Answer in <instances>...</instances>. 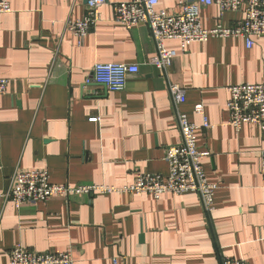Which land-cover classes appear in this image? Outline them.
Listing matches in <instances>:
<instances>
[{"label":"crops","instance_id":"crops-1","mask_svg":"<svg viewBox=\"0 0 264 264\" xmlns=\"http://www.w3.org/2000/svg\"><path fill=\"white\" fill-rule=\"evenodd\" d=\"M106 0L81 40L66 28L83 17L84 0H9L0 15V264L20 245L70 252L73 264H219L223 257L264 264V182L259 175L264 128L227 124L228 88L264 81V36L165 46L176 56L162 73L146 24L126 28ZM182 0H158L177 14ZM243 12L200 9L201 25L230 26ZM136 64L120 92L85 79L95 63ZM169 83L184 88L179 110L198 128L201 165L215 183L211 211L193 192L181 195L113 191L52 197L16 207L4 198L17 168L46 169L54 184H132L138 173L168 174L165 159L180 142ZM201 103L203 116L193 109ZM96 116L91 122L88 118Z\"/></svg>","mask_w":264,"mask_h":264},{"label":"built area","instance_id":"built-area-1","mask_svg":"<svg viewBox=\"0 0 264 264\" xmlns=\"http://www.w3.org/2000/svg\"><path fill=\"white\" fill-rule=\"evenodd\" d=\"M106 0H86L82 18L67 20L66 28L78 41H81L99 20V9ZM158 0H127L113 5V20L126 28L143 23L149 28L155 44L156 53L150 64L162 73L170 66L176 56V50L165 46L166 40H176L182 52L194 42H204L213 37L241 36L247 46L252 45L253 36H264V0H182L181 9L177 14L158 10ZM215 5L220 12H243V19L230 26L217 24L212 28L201 25L200 9ZM9 0H0V15L9 13ZM138 72L136 64L126 63H95L91 76L85 83L103 85L107 90L120 92L126 86L127 78ZM7 89V79L0 77V95ZM168 92L173 103L175 120L180 132V142L170 146L165 159L168 174L138 173L134 182L116 188L107 185H71L54 184L49 180L46 169L17 168L11 175L6 200L16 207L25 203H40L52 197H68L73 194L110 193L113 191L150 194L155 198L165 193L181 195L188 192L196 193L204 210L211 211L215 183L209 182L201 165V158L208 155L200 151L196 145L195 131L198 128L187 115L179 110L186 100L184 88L178 83H169ZM229 97L226 102L228 113L227 124L235 130L245 124H257L264 128V81L257 84H238L228 88ZM196 113L203 116L204 128L209 126L201 103L194 104ZM96 116L88 118L97 121ZM259 175L264 182V152L261 155ZM8 264H73L70 252H39L14 246L9 252ZM219 264H247L244 259L223 257Z\"/></svg>","mask_w":264,"mask_h":264},{"label":"water","instance_id":"water-1","mask_svg":"<svg viewBox=\"0 0 264 264\" xmlns=\"http://www.w3.org/2000/svg\"><path fill=\"white\" fill-rule=\"evenodd\" d=\"M86 2V0H84Z\"/></svg>","mask_w":264,"mask_h":264}]
</instances>
